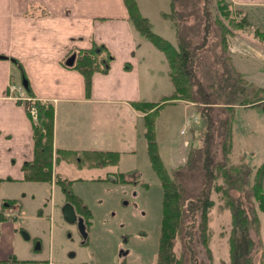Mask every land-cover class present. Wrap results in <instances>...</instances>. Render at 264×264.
Here are the masks:
<instances>
[{"label": "rangeland", "instance_id": "1", "mask_svg": "<svg viewBox=\"0 0 264 264\" xmlns=\"http://www.w3.org/2000/svg\"><path fill=\"white\" fill-rule=\"evenodd\" d=\"M138 1L143 15L150 19L152 30L178 47L173 21L166 20L161 15L162 12H170L171 0ZM256 2L257 0H226L235 11L242 13L239 17L232 16L237 23L244 16V3ZM206 4L209 5L207 10L203 6L199 9L203 8L207 19H204V24L187 31V38L201 44L203 36L206 35V27H211L206 46L199 53L198 62L203 60L204 63L196 64L194 70L198 76L203 77L204 84L208 86L210 82L207 72L213 71L215 74L219 70L221 73L225 69V62L232 64L234 53H243L245 49H249L246 42L255 39L258 44L264 46V41L260 42L256 37V33L264 30V6H248L246 11H250L249 17L254 26L248 19L245 29L237 30L232 26L233 18L219 16L217 1L207 0ZM178 8L182 9L180 5ZM195 18V15H191L187 24L192 25ZM220 21L231 29V33L225 38L226 48L222 43ZM182 34L186 37L184 29ZM262 50L264 56V47ZM237 58L245 60L242 54ZM202 65L205 70L203 76ZM247 68L255 67L248 64ZM257 69L250 76L257 78V73L264 71L261 65H258ZM184 105L164 106V111L160 109L162 113L160 111L161 117L156 125V131H159L157 151L165 171L176 184L182 181L191 190L187 200H195L203 187L205 173L201 168L207 167V171L214 172V177L219 179L213 181L210 190V199L215 203L210 210L208 223L212 231L209 245L213 255L212 261L209 260L207 250L200 240L199 220L195 224L197 227L192 231L194 238L192 239L191 231L187 230L186 226L183 234L177 237L174 250L179 258H187L185 263L188 264L191 252L189 248L187 250L186 243L192 242L196 264H230L231 211L224 207L225 198L216 188L224 185V180L221 179L223 166L230 169L232 165H247L254 170L253 178L257 169L264 165V107L261 110L245 107L230 110L218 105L198 111L196 107L185 108ZM188 119L193 123V136L190 137L189 134H181L183 124H186ZM228 119L233 125L234 143L232 142V150L227 158L229 145L228 138L223 135V124ZM185 139L190 142L187 149L184 147ZM146 146L145 136H140V147L136 150V155H131L130 162L119 161L116 166L79 170L76 169L78 166L75 162L65 161L57 166H60L58 173L62 179L71 182L72 193L78 196L82 205L91 212L90 222L85 225L86 237L78 223L65 219L62 208L66 200L60 186L52 188L45 183L29 184L27 194H36V201L28 205L26 213L23 214L24 218L32 216L31 219L23 218L18 221L16 229L19 240L17 245L14 242L17 257L14 256L10 261L14 260V264H44L51 257L55 262L62 260L87 264H155L161 237L164 190ZM192 149L198 150L197 157ZM175 172H180L179 177ZM120 173H124L123 176L119 175ZM222 188L227 191L225 185ZM230 194L235 199H241L247 213L256 209L261 218V232L257 234L251 230L249 235L254 241L252 264H264V213L258 209L259 204L253 196H248V192L232 190ZM198 214L200 213H196V216ZM185 216L184 225L192 224L187 211ZM37 217L43 218L42 224L33 220ZM239 238H242L241 234ZM19 259H22V262Z\"/></svg>", "mask_w": 264, "mask_h": 264}, {"label": "crops", "instance_id": "2", "mask_svg": "<svg viewBox=\"0 0 264 264\" xmlns=\"http://www.w3.org/2000/svg\"><path fill=\"white\" fill-rule=\"evenodd\" d=\"M257 5L264 6V0L243 5L244 15L251 22L246 8ZM94 43L106 46L113 60L108 72L92 75L88 96L84 75L66 61L76 55V64ZM246 43L249 49L234 53L232 66L244 79L264 88L263 69L257 78L250 76L258 65L264 68V46L255 39ZM241 54L245 60L237 58ZM248 64L255 68L246 69ZM25 82L30 94L54 108V156L59 151L76 157L84 152H110L118 153L120 162H130L140 147V136L146 132V114L136 110L134 103L196 107L183 101L166 102L175 92L168 61L136 30L124 0H0V264H14L10 260L17 257L14 242L17 245L19 240L18 221L36 201V194H27L29 184L45 183L25 181L23 167L35 155L33 122L27 108L16 100L18 93L11 92V85ZM156 139L158 142L159 131ZM87 168L91 167L76 169ZM12 207L19 208L20 218L4 219L2 212ZM33 220L43 222L42 217ZM44 264L87 263L55 262L49 257Z\"/></svg>", "mask_w": 264, "mask_h": 264}, {"label": "trees", "instance_id": "3", "mask_svg": "<svg viewBox=\"0 0 264 264\" xmlns=\"http://www.w3.org/2000/svg\"><path fill=\"white\" fill-rule=\"evenodd\" d=\"M215 1H217L216 8L220 17L226 19L231 17L233 18L232 26L235 29H245L248 23V17L246 15L237 23V20L232 16L236 15V17H239L242 16V13L235 11L236 9L233 8L232 5L226 3V0ZM124 2L136 30L163 52L168 61L170 77L173 81L175 92L171 97L166 99V102L183 101L194 103L198 111L205 110L204 108H213L218 105H222L230 110H235L240 107H264V88L258 87L254 83L244 79L243 76L233 68L231 63L225 62V69H223L221 73H219V70H217L215 74H213V71L207 72L210 82L208 86L204 84L203 77L198 76L199 74L194 71L196 64L199 62L204 63L203 60L198 62L199 53L201 50H204L203 48L206 46L205 43L208 40V35H210L211 27H206V35L203 36L204 40L201 43L202 45L192 38H187V31L195 28L197 25L204 24V19L207 18L204 16L203 8L201 10L199 7L203 6L207 10L209 8V5L206 4L207 0L170 1V12L163 13L162 17L166 20L173 21L178 47L152 30L149 19L141 14L136 0H124ZM178 5H180L182 9H179ZM190 6H192L191 10ZM210 7H212V4ZM191 15H195L196 18L192 25H188L187 19L191 17ZM221 26L222 43L226 48L225 38L228 33H231V29L225 27L223 23H221ZM183 29L186 32V34H184L186 37H183ZM256 35L260 42L264 41L263 31H259ZM112 60L113 56L106 46L94 43L93 48L85 52L82 58L73 65V67L81 71L85 77L86 93L88 96L92 90V75L98 71L103 73L108 72ZM203 68L204 65H202V69ZM126 69H130V67L126 66ZM204 72L205 70L203 69L201 73L202 76ZM29 93L31 92L29 91ZM35 105L38 111V121L33 123L35 155L34 160L26 163L23 167L25 181L52 184L54 180L56 185L62 188L66 200H68L69 203H73V205H77L81 213L85 215L88 214V217H90L91 213L89 209L84 207L80 198L72 193L71 182L63 180L59 173H55L54 167L58 166L63 161L75 162L78 167L85 165L91 168L116 166L119 163L120 155L110 152H84L85 155H78V157H76L74 153H63L59 151L56 156H54V108L40 102H36ZM163 106L164 104L160 106L159 104L150 102L133 104L136 110L146 114L143 126L146 130L145 137L148 142L150 161L160 177L164 190L163 220L156 264H186L187 258H179L174 250L175 241L179 235L183 234L186 226L187 230H190L192 235V231L197 227L195 224L198 220L200 221L201 243L207 250L209 260L212 261L213 255L209 249L212 231H210L208 223L210 210L215 203L210 199V190L213 181L219 178L214 177V172H208L207 167L201 168L200 170L205 173L202 182L203 187L195 200L186 199L188 195L191 194V190H189L182 181L176 184L171 176L166 173L164 164L157 151L156 121L159 117L160 109L163 108ZM209 119L212 120V117L209 116ZM223 130V135L228 138L229 150L226 152L228 158L232 150V122H230L229 119L223 124ZM197 151L198 150L192 149L195 157H197ZM194 162L195 161H192V163ZM186 166L188 167L189 164ZM233 166L234 165H232L230 169H226V166L222 167L224 172L221 175V179L224 180L223 184L227 187V191L225 188H222L224 185L216 188V191L222 193L225 198L223 200V203L225 201L224 207L231 211L230 264H252L253 260L251 254L254 249V241L250 238L249 233L251 230L256 231L257 234L261 232V218L256 209L247 213V210L242 205L241 199L233 198L230 191L236 190L241 193L248 192V196L250 194L253 196L255 201L259 204V206H257L258 209L264 213V165L257 169L253 178L252 175L254 170L247 165L244 166V164H242L236 165V167ZM179 173L180 172H175V175L179 177ZM120 175L123 176V174ZM0 183H2L1 180ZM8 205L11 206V203H8ZM186 206H189V208L187 209ZM186 211L190 216V220L193 221L192 224L188 223L184 225ZM196 213H200L198 214L200 216L197 215L198 218ZM251 214L252 216H250ZM190 225L192 227H190ZM240 234L242 235L241 239L239 238ZM191 237L193 239L194 234ZM186 248L187 250L189 248L191 252L190 262L188 264H196L192 242L186 243Z\"/></svg>", "mask_w": 264, "mask_h": 264}, {"label": "built area", "instance_id": "4", "mask_svg": "<svg viewBox=\"0 0 264 264\" xmlns=\"http://www.w3.org/2000/svg\"><path fill=\"white\" fill-rule=\"evenodd\" d=\"M15 89H16L15 87H12L11 91H13ZM17 90L20 91V97L18 99H21V101H23L24 103L27 104V108H28V111H29L31 117L33 118V120L37 121V119H38V111H37L36 106L32 104V102L35 101V100L30 98V97H27L25 95L24 90H23L22 87L17 88ZM188 125H189V122L186 123L185 127L183 128L182 134H184L187 131ZM4 215H5L6 218H12V217L15 216L12 212H6Z\"/></svg>", "mask_w": 264, "mask_h": 264}, {"label": "water", "instance_id": "5", "mask_svg": "<svg viewBox=\"0 0 264 264\" xmlns=\"http://www.w3.org/2000/svg\"><path fill=\"white\" fill-rule=\"evenodd\" d=\"M75 59H76V55H72L67 61H66V65L67 66H73L75 63ZM25 87H28L27 82L24 83ZM63 214L64 217L67 221L69 222H76L77 221V216H76V212H75V208L72 204L67 203L64 207H63ZM81 231L84 233V236H86L85 233V229L83 226V221L82 219L78 220ZM28 238V237H27Z\"/></svg>", "mask_w": 264, "mask_h": 264}, {"label": "flooded vegetation", "instance_id": "6", "mask_svg": "<svg viewBox=\"0 0 264 264\" xmlns=\"http://www.w3.org/2000/svg\"><path fill=\"white\" fill-rule=\"evenodd\" d=\"M28 96H30L32 99H34L35 101H37L38 99L33 95V94H28L27 95V97ZM20 97V94L17 96V100L20 102V104H23V101H21V99H18ZM62 189V188H61ZM63 191V190H62ZM64 193V192H63ZM67 203H69V201L68 200H66L65 201V204H64V206L67 204ZM70 204H72L73 205V203H71L70 202ZM7 205H8V203H7ZM63 206V207H64ZM74 206V208H75V212H76V216H77V221L75 222V223H78L79 224V222H78V220L79 219H82V221H83V226H84V229H85V233H86V226L85 225H88L89 224V222H90V219H91V216L90 217H88V214H83V213H81L80 211H79V209L77 208L78 206L77 205H73ZM62 210H63V208H62ZM90 211V210H89ZM91 213V212H90ZM80 226V225H79ZM83 233V232H82ZM84 234V233H83ZM86 237V236H85Z\"/></svg>", "mask_w": 264, "mask_h": 264}, {"label": "bare ground", "instance_id": "7", "mask_svg": "<svg viewBox=\"0 0 264 264\" xmlns=\"http://www.w3.org/2000/svg\"><path fill=\"white\" fill-rule=\"evenodd\" d=\"M200 183V182H199Z\"/></svg>", "mask_w": 264, "mask_h": 264}]
</instances>
